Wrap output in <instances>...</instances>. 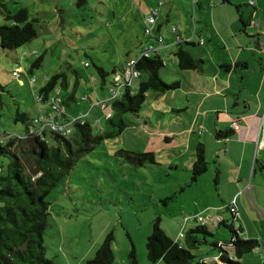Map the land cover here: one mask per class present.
Returning <instances> with one entry per match:
<instances>
[{"label":"rangeland","instance_id":"374dc122","mask_svg":"<svg viewBox=\"0 0 264 264\" xmlns=\"http://www.w3.org/2000/svg\"><path fill=\"white\" fill-rule=\"evenodd\" d=\"M161 2L164 5L159 7ZM193 2H196L194 8ZM237 5L250 10L238 0H232L231 5L223 0H0V26L7 23L5 9L14 13L25 7L31 19L39 20V36L30 43L13 51L2 49L0 44V136L3 132L25 135L27 124L15 121L17 112H25L33 119L39 108L34 95L57 74H64L68 82L64 90L60 89L68 103V117H87L93 124V133L102 134V128L108 129L106 116L112 113L114 100L122 95L110 94L115 74L103 78L97 66L109 73L116 72L117 66L122 68L130 55L131 58L140 55L142 45L147 44L149 38L144 35V18L152 10L159 8L162 18L166 13L171 15L170 23L162 30L165 38L169 34L173 37L170 41L166 39L168 44H173L175 35L167 28L181 27L183 36L190 35L195 28L196 46H183L196 59L200 55L205 57L203 68L210 69V65L220 59L222 45L220 50L214 46L208 52L203 49L212 47L209 40H214L216 32L224 28L211 26L208 17L215 6L221 9L220 14L238 17ZM236 21L237 18L234 23ZM230 26L236 30L235 25ZM170 49L171 53L164 51L167 66L162 69L161 78L168 84L180 82L182 88L163 95L149 92L138 114H126L129 127L123 134L103 140L80 158L71 173L48 196L51 216L44 245L46 257L52 264H87L110 232L115 237L113 264H151L147 259L146 241L157 218L161 219L163 228L179 234L184 217L204 214L202 206L209 200L221 203L217 188L221 187L225 196L226 191L232 189L229 173L236 162L233 152L224 158L223 149L230 141L216 144L213 125L216 114L211 124L207 122L206 127L211 132L206 136L202 130L178 134L186 124L189 127V120L196 116L195 101L201 99L198 90L201 76L181 70L175 62L177 46L172 45ZM40 57H43L41 66L31 74L32 63ZM14 71L19 76L14 77ZM141 80L136 78L134 86ZM190 97L192 103L188 104L194 109L172 110L187 105L185 99ZM99 102L106 103L105 111L98 106ZM97 119L99 124L95 125ZM199 142L209 146L212 161H209L210 169L202 175L204 180L196 185L191 181V168ZM221 148L222 182L219 185L214 180L215 176L218 178L220 166L219 162L215 163V155ZM120 150L153 152L156 164L133 165L119 155ZM8 163L7 157H0L2 174L7 173ZM253 173L254 166L250 179ZM248 199L253 200L250 195ZM195 200L200 202V207L195 206ZM220 205L224 207L225 203ZM219 215L228 226L232 225L229 211H220ZM254 215L240 237L257 239L260 246L242 258L244 264H264V226L261 216ZM241 224L240 220L235 221L237 229ZM208 229L215 235L208 236L209 242L227 241L231 237L229 229L222 224ZM132 243L137 262L131 257ZM216 252L208 243L194 254L209 256L207 261L213 263L219 261V258L212 259L217 256Z\"/></svg>","mask_w":264,"mask_h":264},{"label":"trees","instance_id":"16d2710c","mask_svg":"<svg viewBox=\"0 0 264 264\" xmlns=\"http://www.w3.org/2000/svg\"><path fill=\"white\" fill-rule=\"evenodd\" d=\"M195 5L196 2H193V8ZM4 16L7 23L0 26L2 49L17 50L39 36L37 28L39 20L31 19L27 8L22 7L14 13L5 9ZM241 21L246 25L243 17ZM183 45L191 46L192 43L183 42L177 45L174 56L178 67L184 71H202L204 61L193 57ZM42 60L43 57H40L32 63L31 74L34 69L41 66ZM164 67L159 56L143 58L137 63L136 70L140 72L141 77L143 76V80L137 89L127 86L122 97L114 100L112 113L106 116L108 129L102 128V134L99 135L93 133L91 121L81 116L85 119V124L74 125L70 137L52 133L48 140H45L29 135L32 119L25 112H17L15 121L27 124L25 135L3 132L0 136V157L9 159L7 173L2 174L0 169V264H52V261L46 257L44 245V235L51 216L48 196L71 173L80 158L92 152L103 140L123 134L129 127L125 120L126 114H138L149 92L163 95L180 88L179 82L168 84L162 80L161 71ZM97 71L103 78L115 74L114 71L109 73L99 66ZM15 73L14 77L19 76L18 72ZM67 86L68 82L64 74L53 76L34 95L35 99L42 96V103H38L37 99L36 103L48 108L51 101L59 98L65 109V116L69 119L66 108L68 103L60 94V89L64 90ZM95 123V125L99 124V120L97 119ZM216 135L218 138L229 139L234 136V130L229 128ZM118 153L123 159L136 166L156 164L153 152L136 153L120 150ZM207 170L204 146L200 145L196 161L191 168L192 183H196ZM221 224L231 232V237L227 241L216 239L209 242L208 236L215 235L209 231L207 225L198 223L195 226L190 225L185 232H182L183 236L175 240L164 230L161 219L157 218L152 234L146 241L147 259L151 264H244L242 258L255 252L260 246L259 241L242 239L240 232L243 229H236L233 223L228 226L226 221H220L219 225ZM114 241L113 233L107 234L95 257L88 260L87 264H113ZM208 243L212 251L217 250L218 262L210 263L207 261L209 256L205 258L194 254L201 245ZM131 257L137 262L133 243Z\"/></svg>","mask_w":264,"mask_h":264},{"label":"crops","instance_id":"0c3cea01","mask_svg":"<svg viewBox=\"0 0 264 264\" xmlns=\"http://www.w3.org/2000/svg\"><path fill=\"white\" fill-rule=\"evenodd\" d=\"M231 1L223 0V3L231 5ZM238 2L248 6L250 10H244L241 5H237L236 11L239 13L238 17L237 15H235L236 17L226 15V17L224 14H220L221 9L215 6V9L208 17L211 26H222L224 31L216 32V38L209 40L212 47L207 46L203 51H211L214 47L220 50V46L222 45V50L219 53L221 56L219 60L210 65V69L208 67L206 69L203 68L202 71H192L201 76L199 82L200 88L198 89L201 99L195 101L197 103V113L193 119L189 120L190 126L187 127L186 124V127L178 132V134H191L195 130H202L204 132L203 136H206L211 132L206 127L207 122L209 121L210 123L216 114L214 124L212 123L215 126L216 144L222 145L226 140L230 141V143L229 145H225L224 149L221 148L216 152L215 156L217 159L215 163L219 162L220 166L219 171L217 170V175L219 174L218 178L215 176L214 180L217 183L219 182V185L222 182V149L224 158H227L233 152L236 164L229 173L232 189H228L225 196L222 188H217L218 196L220 197L219 202L225 203V206L220 205L221 203H218V201L209 200V203L202 206L204 214L199 215L211 214L217 222H210L207 225L208 228L219 227L220 221H225L219 215V212L229 211L228 207L234 205L237 207L238 216L235 217L230 213L233 219L232 223L235 225V221L240 220L243 224L238 228L244 231L247 228L248 221H252L251 219L255 216L254 214L261 216L259 218H262L260 220L264 226V0H258L253 7L249 5V0H238ZM163 5L164 3H159V7ZM152 11L158 12L159 19L155 28L156 33L163 36V27L170 23L171 15L170 13H166L165 17L162 18V16L160 17L159 8H155ZM241 17H243L246 25L241 21ZM235 18H237V21L234 23ZM60 21L62 23L63 19ZM230 25H235L236 30L231 28ZM167 31L169 33L172 32L169 28H167ZM193 31L194 28L192 32L190 31V35L184 34L183 36L181 34L183 37L191 39ZM169 35L167 38L163 36L165 40H172V35ZM194 37L195 35L191 40V46H196ZM147 41V43H154L153 38H148ZM166 51L171 53L170 48ZM129 57L130 59H134L133 57L131 58V55ZM204 58L201 55L199 56L201 60ZM118 67L115 69L116 72L121 71V67ZM139 78L143 80V76H139ZM132 86L137 89L134 86V82ZM180 88H182V83L180 84ZM34 100L36 101V99ZM185 101L187 105L173 108L172 110L174 112H182L194 109L193 105H189L192 103L191 97L185 99ZM231 103H233V106L230 105ZM107 107L106 105L104 111ZM229 128L234 130L232 138H218L216 135L218 132H223ZM176 136L177 134L173 137L174 141ZM200 145L204 146L205 159L209 165V161H212L209 146L207 147L206 144L199 142L195 146L196 151ZM255 154L256 159L254 158ZM195 159L193 157V163ZM253 166L254 173L252 179H250ZM208 169L210 168L208 167ZM202 177H199L196 185L204 180L201 179ZM247 192L253 199L254 204L248 199L249 195H247ZM193 203L196 207H200L199 201L195 200ZM195 217L197 216L194 214V216L183 218L182 223L180 222L182 228L179 234L185 232ZM164 230L169 236L178 240L179 234L169 231L167 227ZM214 258L216 259V257L212 259Z\"/></svg>","mask_w":264,"mask_h":264},{"label":"built area","instance_id":"2783aa9c","mask_svg":"<svg viewBox=\"0 0 264 264\" xmlns=\"http://www.w3.org/2000/svg\"><path fill=\"white\" fill-rule=\"evenodd\" d=\"M249 3L253 6L256 3V0H250ZM158 19L157 11H152L148 17L144 18V35L153 38L154 43L150 42L144 44L141 48L140 55L137 58L127 61L124 67L121 68V71L115 73L113 82L112 84L110 83L109 88L110 94L113 97H116L119 94L122 95L127 86L133 87L132 84L134 80L140 76V72L136 70V65L140 60L143 58L159 56L162 58L164 65L167 66L164 59V51L171 48L172 45L177 46L183 42H191L195 35V28L191 39H188L182 36L180 27H173L171 31L175 35V41L173 44H168L163 36L157 35L156 33L155 28ZM202 43L203 41L200 42V44ZM13 75H16L15 71L13 72ZM36 99L38 103H42V96H38ZM98 106L103 110L105 108V103H98ZM77 124L84 125L85 119L83 117L67 119L61 100L57 98L50 102L48 108L39 106L37 115L31 121L28 133L29 135L38 136L45 140H48L49 135L52 133L70 137L73 134L74 125ZM228 209L233 216H238L237 207L232 205L231 207H228ZM193 221L200 225H208L210 222H217L211 214L199 215L197 218H194ZM182 236L183 233H180L179 237Z\"/></svg>","mask_w":264,"mask_h":264},{"label":"clouds","instance_id":"9594fccd","mask_svg":"<svg viewBox=\"0 0 264 264\" xmlns=\"http://www.w3.org/2000/svg\"><path fill=\"white\" fill-rule=\"evenodd\" d=\"M116 73V72H115Z\"/></svg>","mask_w":264,"mask_h":264}]
</instances>
